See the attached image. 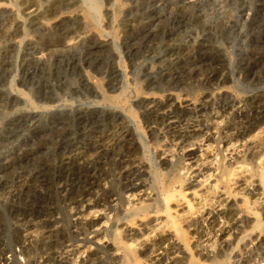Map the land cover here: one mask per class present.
<instances>
[{
  "label": "rangeland",
  "instance_id": "rangeland-1",
  "mask_svg": "<svg viewBox=\"0 0 264 264\" xmlns=\"http://www.w3.org/2000/svg\"><path fill=\"white\" fill-rule=\"evenodd\" d=\"M190 262L264 264V0H0V264Z\"/></svg>",
  "mask_w": 264,
  "mask_h": 264
},
{
  "label": "bare ground",
  "instance_id": "bare-ground-1",
  "mask_svg": "<svg viewBox=\"0 0 264 264\" xmlns=\"http://www.w3.org/2000/svg\"><path fill=\"white\" fill-rule=\"evenodd\" d=\"M64 1V0H63ZM59 2V1H58ZM68 2V1H67ZM88 2V1H87ZM42 3V2H41ZM51 3V2H50ZM71 3V2H70ZM89 4V3H88ZM30 5V4H29ZM39 5V4H38ZM61 5V4H60ZM67 5H69V4H67ZM28 6V5H27ZM66 6V5H65ZM87 6V5H86ZM39 7V6H38ZM41 8V7H40ZM69 9V8H68ZM90 10L92 9V10H94L93 9V7L91 6L90 8H89ZM64 10V9H63ZM78 10V9H77ZM76 10V11H77ZM88 10V9H87ZM90 10H88V11H90ZM80 12V11H79ZM90 14H91V12H89ZM53 14V13H52ZM64 14V13H63ZM89 14V15H90ZM93 14H96V13H93ZM93 14H91L92 15V17H94L93 16ZM27 15H28V17H31V18H33L34 20H36V21H38V22H41V24L42 25H44L45 23H43L42 21H41V18H40V16H41V13L39 12V9L38 8H28V10H27ZM90 15V16H91ZM52 16V15H51ZM57 15H55V17H56ZM64 16V15H63ZM73 16H74V14H73ZM81 16V15H80ZM79 16V17H80ZM47 17V16H46ZM78 17V16H77ZM76 17V18H77ZM51 18V17H50ZM95 18V17H94ZM52 19V18H51ZM89 19V18H88ZM45 20V19H44ZM91 20V19H90ZM97 20V19H96ZM67 21V20H66ZM88 22H90V21H88ZM96 22V21H95ZM35 23V22H34ZM92 23V22H91ZM84 24V23H83ZM93 24V23H92ZM50 26V25H49ZM48 26V27H49ZM96 26H97V24H96ZM47 27V28H48ZM90 29V28H89ZM100 31V30H99ZM91 32V31H90ZM121 69V68H120ZM176 100V99H175ZM120 116V115H119ZM129 130V129H128ZM128 132V131H127ZM137 132V131H136ZM129 133V132H128ZM131 133V132H130ZM140 133V132H139ZM138 133V134H139ZM129 135V134H128ZM131 135V134H130ZM133 136V135H132ZM254 137V136H253ZM138 142H140V141H138ZM131 143H132V141H131ZM250 144V143H249ZM242 145V144H241ZM134 146H135V144H134ZM194 148V147H193ZM191 150V149H190ZM239 166V165H238ZM243 166V165H242ZM236 167V166H235ZM218 168V167H217ZM221 168V167H220ZM237 168V167H236ZM246 168V167H245ZM223 169V168H222ZM235 169V168H234ZM240 169V168H239ZM244 169V168H243ZM216 170V169H215ZM214 170V171H215ZM217 171V170H216ZM238 171V170H237ZM263 171V170H262ZM234 172V171H233ZM245 172V171H244ZM231 173V172H230ZM236 173V172H235ZM258 173V172H257ZM220 174V173H219ZM232 174V173H231ZM226 175V174H225ZM238 175V174H237ZM243 175V174H242ZM224 176V175H223ZM226 177V176H225ZM224 177V178H225ZM216 178V177H215ZM243 178V177H242ZM205 180V179H204ZM221 180V179H220ZM223 180V179H222ZM242 180V179H241ZM245 180V179H244ZM225 181H227V179H225ZM201 182V181H200ZM244 182V181H243ZM205 183V182H204ZM216 183V182H215ZM196 184V183H195ZM232 184V183H231ZM260 184L262 185V179H260ZM201 185V184H200ZM215 185V184H214ZM213 185V186H214ZM157 188V187H156ZM197 191H198V189H197ZM157 192V191H156ZM160 192V191H159ZM162 192V191H161ZM192 192V191H191ZM165 193V192H164ZM197 194V193H196ZM231 194V193H230ZM163 195V194H162ZM159 196H161V195H159ZM175 196V195H174ZM194 196V195H193ZM194 197H196V196H194ZM159 198H162V196L161 197H159ZM165 198V197H164ZM245 199V198H244ZM160 200V199H159ZM162 202V201H161ZM166 202V201H165ZM182 202V201H181ZM186 202V201H185ZM164 203V201L162 202V204ZM157 204V203H156ZM163 205H165V203L163 204ZM162 205V206H163ZM165 207H167V206H165ZM169 207V206H168ZM154 208H156V207H154ZM153 208V209H154ZM164 208V207H163ZM157 209V208H156ZM166 209V208H165ZM172 209V208H171ZM161 210V209H160ZM219 210V209H218ZM217 211V210H216ZM168 213V212H167ZM208 213V212H207ZM210 214V213H209ZM216 214V213H215ZM174 215V214H173ZM166 216V215H165ZM167 216H169V215H167ZM180 216V215H179ZM171 217V216H170ZM152 218V217H151ZM154 218V217H153ZM158 218H160V217H158ZM158 220V219H157ZM168 220V218L166 219V221ZM172 221V220H171ZM163 222V221H162ZM161 222V223H162ZM142 224V223H141ZM167 226V225H166ZM128 227H129V225H128ZM161 227V226H160ZM159 227V228H160ZM169 227V226H168ZM177 228V227H176ZM157 229V228H156ZM161 229V228H160ZM171 229V228H170ZM162 230V229H161ZM182 230V229H181ZM154 231V230H153ZM253 231V230H252ZM162 232V231H161ZM160 232V233H161ZM173 233V232H172ZM179 233V232H178ZM170 235V234H169ZM173 236V235H172ZM179 237V236H178ZM163 238V237H162ZM146 239V238H145ZM178 239V238H177ZM184 240V239H183ZM179 241V240H178ZM185 241V240H184ZM144 242V241H143ZM147 242V241H146ZM182 248H183V246H182ZM187 249V248H186ZM184 250V249H183ZM147 251V250H146ZM183 252V251H182ZM187 252V251H186ZM186 254V253H185ZM188 254V253H187ZM155 255V254H154ZM190 255V254H189ZM188 256V255H187ZM190 257H191V255H190ZM191 259H193L192 257H191ZM192 261V260H191ZM132 264V263H131ZM188 264H195V263H193V262H190V263H188ZM224 264V263H223Z\"/></svg>",
  "mask_w": 264,
  "mask_h": 264
}]
</instances>
